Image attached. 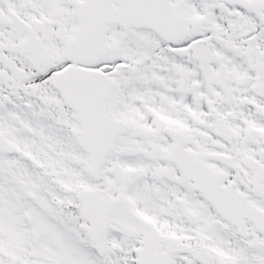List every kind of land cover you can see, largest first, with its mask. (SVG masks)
Returning a JSON list of instances; mask_svg holds the SVG:
<instances>
[{"label": "snow or ice", "instance_id": "obj_1", "mask_svg": "<svg viewBox=\"0 0 264 264\" xmlns=\"http://www.w3.org/2000/svg\"><path fill=\"white\" fill-rule=\"evenodd\" d=\"M0 264H264V0H0Z\"/></svg>", "mask_w": 264, "mask_h": 264}]
</instances>
